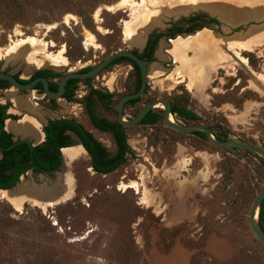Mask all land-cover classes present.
<instances>
[{
	"label": "rangeland",
	"instance_id": "374dc122",
	"mask_svg": "<svg viewBox=\"0 0 264 264\" xmlns=\"http://www.w3.org/2000/svg\"><path fill=\"white\" fill-rule=\"evenodd\" d=\"M116 1L0 0V72H17L27 77L45 69L78 71L117 49L141 53L143 48L128 47L122 36V24L141 7L140 0H130L113 11L105 9V5ZM69 14L74 19L63 23V17ZM253 14L260 18L230 24L218 19L217 14L193 10L169 17L163 27L151 30L147 39L161 35L147 68L156 61L164 72L147 77L139 101L125 104L124 119H131L151 100L167 98L199 116L190 120L173 114L174 122L202 123L212 129L214 138L219 133L220 137L227 135L226 139L264 148V43L249 51L226 48L221 42L205 54L188 49L190 62L185 65H178L166 51L171 38L200 29L172 36L170 29L175 26L186 30L198 24L223 34L224 25L228 33L234 34L264 23V12ZM195 16L199 17L191 20ZM48 24L55 27L47 30ZM86 29L95 34L99 47L83 42ZM27 35L53 43L48 46V52L56 53L64 45L66 62L53 61L46 56L47 52L38 54L20 49L6 52L5 47L11 41ZM160 41L165 44L162 58L156 55ZM232 54L246 59L247 68L255 78ZM209 56L217 60L208 77L202 85L193 86L186 76L187 69L195 71ZM176 70L183 74H177ZM134 81L132 65L121 59L88 81L82 80L78 84L81 96H75L73 102L59 99L61 104L48 106L32 98V95L36 97L34 90L20 95L28 94L45 119L48 116L75 119L113 154L111 134L94 129L81 113L82 98L93 87L111 92L107 105L95 102V113L116 120L117 101L134 91ZM6 102L11 112L19 111L15 117L34 116L14 107L0 93V103ZM162 108L155 107L159 114L155 123L126 127L130 153L124 163L110 172L94 171L87 152L69 165L62 162L57 171L24 172L18 182L26 181L33 189L52 186L58 171L69 172L72 188L65 198L45 210L31 201L23 202L21 209L16 210L0 198V264H264V244L248 222L249 207L264 183V159L243 149L215 146L194 131L170 128L162 121ZM70 136L72 144L78 143L73 134ZM183 159L188 160L185 166ZM124 184H135L137 188L129 187L122 192ZM256 221L260 225L258 217Z\"/></svg>",
	"mask_w": 264,
	"mask_h": 264
},
{
	"label": "bare ground",
	"instance_id": "6f19581e",
	"mask_svg": "<svg viewBox=\"0 0 264 264\" xmlns=\"http://www.w3.org/2000/svg\"><path fill=\"white\" fill-rule=\"evenodd\" d=\"M263 2L264 0H140L139 4L141 7L132 12L131 17L128 20H125L122 24L123 41L128 47L142 49L151 30L157 27H163L164 22L169 17L186 15L193 10L201 9L211 14H217L218 19L230 24L239 23L247 18L258 19L260 18V15H254L253 13L264 12ZM129 3L130 0H118L111 5H105V9L113 11ZM94 12V15L97 16L99 9ZM74 17L73 14H69L68 16L65 15L63 17V23L68 24L70 19H74ZM54 27L55 24H48L45 29L51 30ZM227 28L228 27L223 25V34L216 33L207 27H202L194 32L186 33L184 35L179 34L170 39V47L166 51L174 57V60L178 65H185L190 62L186 53L188 49H194L197 53L205 54L209 49H212L216 43L221 42L226 48L235 47L239 50L249 51L264 43V23L249 27L246 31H239L234 34L228 33ZM97 29L100 30L101 28L98 27ZM84 32V43L95 48L100 46L92 31L86 29ZM103 32L105 33L107 30H104ZM18 35H20V33H18ZM48 46H53V43L46 42L43 38L35 35H27L11 41L10 44L5 47V50L7 53L16 49L31 51L38 54L47 52L46 56L53 61L57 63L66 62L67 57L65 58L63 54L65 52L64 45H62L56 53L48 52ZM164 46V42L160 41L158 48L156 49V55L160 58L165 54ZM234 54H232L234 58L243 66L247 67L246 59L240 56H235ZM216 60L217 58L215 56H209L199 67L197 66L198 69L195 71L188 68L186 76L188 77L189 82L193 86L202 85L208 77L209 70ZM163 72V67H161L156 61H153L148 65L149 77H154L158 74L161 75ZM27 73L28 72L25 74ZM176 73L180 75L183 74L181 71L177 70ZM4 97L9 99L14 107L25 110L34 115H23L18 120L8 118L5 121V127L8 130H12L22 135L24 138H31L34 142L42 141V124L45 120L42 113L38 110V105H35L31 101L28 94L27 96L18 94L14 87L8 88L4 93ZM156 106L163 107L161 103H157ZM167 119L169 121H174L173 114H168ZM61 154L64 165H69L82 155H86V151L80 143H75L70 146L62 147ZM187 161V159H183L182 166H185ZM72 184V176L69 172L58 171L56 181L52 186L45 187L46 185H42L33 189L26 181L22 180L11 188L0 189V198L10 202L16 210H20L25 201H31L33 205L45 210L47 207L65 198L70 193ZM133 186L137 188L135 184H124L122 186V192Z\"/></svg>",
	"mask_w": 264,
	"mask_h": 264
},
{
	"label": "trees",
	"instance_id": "16d2710c",
	"mask_svg": "<svg viewBox=\"0 0 264 264\" xmlns=\"http://www.w3.org/2000/svg\"><path fill=\"white\" fill-rule=\"evenodd\" d=\"M199 16L191 18L197 19ZM198 24H193L190 27L183 30L180 27H173L170 29V34L173 36L176 33L184 31L191 32L196 28H201ZM161 34H154V38H149L143 48V51L139 53V56L143 59H152V53L156 44L157 38ZM136 53L137 51L134 50ZM121 59H126L132 65L135 71L134 91H137L140 87V71L136 62L131 59L121 56L113 59L107 66L118 62ZM106 66V67H107ZM84 67L80 71L88 69ZM146 89V88H145ZM95 95V97H94ZM112 93L109 91H103L98 88H90L89 93L86 96V105L88 106V113L92 124L101 131L109 132L112 136L113 143L115 145V152L110 154L102 143L96 139L92 133L82 127L74 120L68 119H56L50 120L45 126L46 139L43 143L32 145L28 140L18 141L14 146L10 148H4L12 143V140L8 139L5 142L0 143V189H8L13 187L18 181L19 177L24 173L25 168L31 166L34 167L35 172L39 171H53L58 170L61 166V153L60 148L69 146L72 144V138L70 132L78 136V141L82 144L85 151L90 158V165L92 169L99 173H107L116 169L120 164L124 163L130 148L127 143L126 127H122L117 120H109L100 118L95 114L92 107L95 102H99L101 105H107L111 100ZM140 97L128 101L129 104H134L139 101ZM6 105L0 103V121L5 117L10 116L5 112ZM171 112L182 119L195 120L199 116L186 107L185 105L174 103L171 108ZM159 119V114L155 108L149 110L139 123L152 124ZM198 135L205 136L202 131H194ZM7 134V133H6ZM8 135V134H7ZM217 140L226 139L227 135L220 137L219 133H215ZM264 200L261 203L258 218L261 228L264 231L262 222L264 221Z\"/></svg>",
	"mask_w": 264,
	"mask_h": 264
},
{
	"label": "water",
	"instance_id": "95a60500",
	"mask_svg": "<svg viewBox=\"0 0 264 264\" xmlns=\"http://www.w3.org/2000/svg\"><path fill=\"white\" fill-rule=\"evenodd\" d=\"M139 53H140L139 50L138 52L135 53L132 49H128V48L117 49L113 51L112 53H110L108 56L104 57L102 60L93 64L91 67H89L85 71L67 72L65 75L62 76L58 84L57 92L55 94H52L49 92L47 88V81L44 78H37V79L29 81L26 84H21L13 77V75L6 73V72H0V79H4L10 82L12 87L16 89H20V90H27V89L32 88L36 80L39 79L43 83L44 93L47 94L49 97L57 98L61 96L63 85L67 79H70V78L85 79V78L95 76L98 72L103 70L113 59L124 56L137 63L139 67V71H140L141 83L137 91L124 94L117 101V105H116L117 115L116 116H117V121L122 127H127L133 124L139 123L140 120L143 118V116L149 110L155 108L157 103H161L163 105L162 121L166 126L173 128L175 130H178V131H182V132H192L196 130L202 131L204 132L206 139L215 146H222V147L230 148L232 150L243 149L245 151L254 152L256 154H259L264 159V148L258 145H255L249 142L240 141V140L230 139V138L226 140H217L213 137L212 129L202 123H191L187 125H180L174 121H169L167 119V116L168 114H172L171 108L173 106V103L167 98L159 97L154 100H151L150 102L144 104L131 119L129 120H127L126 118L123 119L124 118L123 110H124L125 104L132 99L140 97L144 93L145 88H146V82H147V77H148V68H147L148 60L141 58L139 56ZM241 66L246 70V72L252 78H255V76L253 75V73L251 72L249 68L243 66L242 64ZM21 140L23 139L13 140V142L10 145L4 148H10L14 146L18 141H21ZM24 171H31V169L25 168ZM54 171H57V170H54ZM263 200H264V183L260 187L248 211V222H249L250 228L252 232L254 233V235L258 238V240L262 244H264V231L261 228V226L257 223V221L255 220V216L256 218L258 217L259 209H260V206Z\"/></svg>",
	"mask_w": 264,
	"mask_h": 264
},
{
	"label": "flooded vegetation",
	"instance_id": "af4514ba",
	"mask_svg": "<svg viewBox=\"0 0 264 264\" xmlns=\"http://www.w3.org/2000/svg\"><path fill=\"white\" fill-rule=\"evenodd\" d=\"M144 48V47H143ZM91 67V66H89ZM87 70V69H86ZM71 70L69 71H66V72H55V70H49V69H45V70H39V71H36V72H33L32 74H30L29 76L27 77H24V76H21L20 74H18L17 72H9V71H2V72H6V73H9L11 75H13V77L21 84H26L28 83L29 81L31 80H34V79H37V78H44L46 81H47V88L49 90L50 93L52 94H55L57 92V88H58V84L62 78L63 75H65L67 72H70ZM80 71V70H78ZM85 71V70H84ZM84 80L85 82L88 81V78H85V79H77V78H70V79H67L63 85V90H62V93H61V96L60 97H57V98H52V97H49L47 94L44 93V88H43V83L42 81H40L39 79L36 80L35 84L33 85L32 88L30 89H27V90H34L35 91V96L32 95V98H36L37 100H39L40 102L42 103H45L46 105L48 106H54L56 104H61L59 102V99L63 100L64 102H73V98L75 96H81V94H79V87H78V84ZM106 84V83H105ZM12 87L11 86V83L4 80V79H0V93L4 94L5 91ZM94 88V87H93ZM16 89V88H15ZM99 89V88H98ZM18 94L26 91V90H20V89H16ZM90 90V89H89ZM89 90L84 92V96L82 98V105L80 107V110H81V113H83L84 116H86L89 120V122L91 123V126L96 129L97 131L99 132H106V131H101L100 129H98L97 127H95L91 120H90V117H89V113H88V106L86 105V96L87 94L89 93ZM134 92V91H133ZM131 93V92H130ZM95 97V95H94ZM9 100V99H8ZM10 101V100H9ZM8 102H6L4 105H6V108H5V112L7 114H10V116L8 117H5L2 121H0V143L2 142H5L7 141L8 139L12 140H17V139H23V140H28L32 143V140L31 138H24L22 137V135L12 131V130H8L6 127H5V121L9 118V119H12V120H17L19 118L15 117L16 113L18 111L16 110H13V112H11L9 109H10V105L7 104ZM2 104V103H1ZM100 104V103H99ZM9 108V109H8ZM93 111L95 112V105L92 107ZM41 112V111H40ZM42 113V112H41ZM96 114V113H95ZM116 115H117V111H116ZM42 116L44 118V120H46V122H44V124H42V132H43V140L41 141L42 143L45 141L46 139V132L44 131V126L50 121V120H56V119H68V120H74L75 122L79 123L78 121H76L75 119L73 118H69V117H65V116H62V117H56V118H50L49 116L45 119V116L44 114L42 113ZM102 118V117H100ZM106 119V118H105ZM116 120H117V116H116ZM80 124V123H79ZM82 127H84L82 124H80ZM85 128V127H84ZM86 129V128H85ZM87 130V129H86ZM89 131V130H88ZM71 134H73L76 138V142L80 143L78 140V136L75 135L74 133H72L71 131H69ZM8 135H7V134ZM81 144V143H80ZM82 145V144H81ZM62 148V147H61ZM61 148H60V153H61ZM88 154V153H87ZM1 156V154H0ZM61 164L63 162V157H62V154H61ZM91 166V165H90ZM29 169H31V172L32 173H50V172H53V171H39V172H35L34 171V167L31 166L29 167ZM26 172V171H24Z\"/></svg>",
	"mask_w": 264,
	"mask_h": 264
},
{
	"label": "crops",
	"instance_id": "0c3cea01",
	"mask_svg": "<svg viewBox=\"0 0 264 264\" xmlns=\"http://www.w3.org/2000/svg\"><path fill=\"white\" fill-rule=\"evenodd\" d=\"M42 142L41 141H39V142H34V141H32V145H37V144H41Z\"/></svg>",
	"mask_w": 264,
	"mask_h": 264
}]
</instances>
